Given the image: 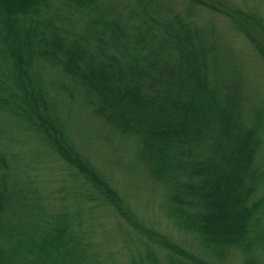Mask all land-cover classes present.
<instances>
[{"label":"trees","instance_id":"trees-1","mask_svg":"<svg viewBox=\"0 0 264 264\" xmlns=\"http://www.w3.org/2000/svg\"><path fill=\"white\" fill-rule=\"evenodd\" d=\"M74 110L128 145L171 232L113 186ZM108 221L122 263L99 251ZM234 259L264 264V0H0V264Z\"/></svg>","mask_w":264,"mask_h":264},{"label":"rangeland","instance_id":"rangeland-1","mask_svg":"<svg viewBox=\"0 0 264 264\" xmlns=\"http://www.w3.org/2000/svg\"><path fill=\"white\" fill-rule=\"evenodd\" d=\"M259 85L262 86L261 80H259ZM89 119L81 110H74L70 116L73 131L84 142V147L91 154L92 159L108 173L113 186L129 201L145 226L154 227L165 233L171 232V223L166 216L167 208L160 190L152 187L133 167L127 152L128 145L125 147L127 150H124L107 142L104 137L105 131ZM5 140L9 146L7 150L10 154L8 155L16 161H25L30 164L29 172L34 180L33 185L43 191L45 185L40 171L41 167L43 172V166L30 158L31 148L27 147L19 136H13L11 133H8ZM101 234L102 237L98 239L101 255L109 260L122 263L124 252L119 249L123 246L121 243H114L118 238L114 225L109 221L106 222L101 229ZM231 264L239 263L234 259Z\"/></svg>","mask_w":264,"mask_h":264}]
</instances>
